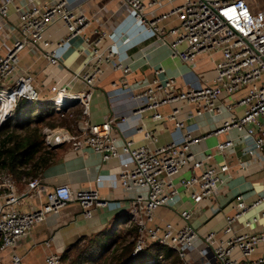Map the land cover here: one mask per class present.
I'll use <instances>...</instances> for the list:
<instances>
[{
	"label": "built area",
	"instance_id": "built-area-1",
	"mask_svg": "<svg viewBox=\"0 0 264 264\" xmlns=\"http://www.w3.org/2000/svg\"><path fill=\"white\" fill-rule=\"evenodd\" d=\"M17 1L19 4L16 6ZM123 1L131 9L134 26L164 40L172 37L169 45L172 57L181 62L192 65L205 53L222 55L216 63L214 76L201 78L204 83L201 87L179 89L177 79L167 76L165 70L159 68L154 71L151 83L133 96L139 104L135 115L151 112L155 121H173L178 130L184 131L181 141L152 150L127 141L121 151L113 128L116 122L126 124L127 118H108L100 124L91 122L94 87L103 76L105 66H111L124 77L133 74L131 67L118 59L121 54L117 46L118 36L102 30H96L94 41H86V64L83 71L73 77L74 81H82L86 89L71 94L67 87H53L50 90L52 97L41 99L33 77L19 70L21 53L28 45H54L46 33L57 22L63 25L66 35L65 42H55L56 49H45L44 55L51 65L60 62L58 51L66 42L85 36L91 20L85 13L72 8L67 0H0V17H9L11 8L15 6L19 24L11 49L5 54L0 53V127L10 119L20 100L33 105L35 102L53 103L58 114L79 105L81 113L71 125L76 127L75 132L46 129L47 146L53 148L72 144L76 152L90 148L104 162L119 159L121 154L127 155L129 162L123 163L119 173L122 187L127 192L147 190L148 196H138L132 201L128 215L118 220L116 229L123 221L125 227L137 226L139 237L135 241L133 256L148 247L164 246L176 250L181 258H185V250L193 248L198 238V232L190 222V210L180 212L185 223L183 227L172 223L155 224L157 210L173 206L180 200L179 188L173 180L184 168L192 167L199 172L181 181V187L190 194L189 199L194 204L214 198L225 185L223 176L230 169L227 164H215L216 154L212 152L198 159L193 148L212 136L236 131L251 142L245 155L260 157L264 168V10L252 11L245 0ZM167 6L170 9L162 12ZM125 35L121 38L126 37L127 42L129 40ZM107 41H112V44L107 45ZM119 84L128 88L125 80ZM119 84L114 83L113 87H119ZM243 90L246 92L241 98L226 102ZM167 106L172 107L171 113L161 114L159 110ZM191 106L196 116L221 115L226 110L230 117L216 131L196 135L194 130L185 128L186 119L181 117L191 116L187 111ZM239 108L242 114L236 115ZM138 132L143 133L145 139L152 137L143 126L138 128ZM54 135L57 136L53 142ZM233 146L231 139L222 141L216 146V151L224 157ZM23 181L27 183L29 192L42 193L39 178L24 177ZM0 190L5 191L0 200V256L26 238L49 215L59 213L71 202L79 204L85 218H92L95 211L112 205L95 189L73 191L63 185L49 193L47 202L42 203L39 209L21 212L17 209L20 196L16 182L10 175L0 177ZM233 203L235 213L225 216L222 237H218L216 232H209L203 240L200 254L211 253L215 264H264V257L253 258L258 246L264 245V229L260 234H251L238 232L236 228L247 214L264 205V197L248 202L244 196L238 195ZM256 222L258 219L254 218L246 227ZM0 264H24V261L22 257L13 255L8 260L0 257ZM46 264H62L61 257L50 255Z\"/></svg>",
	"mask_w": 264,
	"mask_h": 264
},
{
	"label": "crops",
	"instance_id": "crops-1",
	"mask_svg": "<svg viewBox=\"0 0 264 264\" xmlns=\"http://www.w3.org/2000/svg\"><path fill=\"white\" fill-rule=\"evenodd\" d=\"M71 7L85 13L91 20L84 37H77L59 49L60 62L51 65L45 57V49H56L55 42H65L66 30L61 23L53 24L46 33L54 45L48 47L39 45L28 47L21 53L19 70L29 73L34 79V85L41 94V99L52 97L51 88L67 87L69 93L83 92L86 87L82 81H74L76 73L82 72L87 61L86 41L92 42L97 36L96 30H102L118 37L117 46L121 52L118 59L131 67L133 74L124 75L113 70L111 66H105L104 74L94 87L91 105L90 120L100 124L108 118H127L126 124L116 122L113 132L118 136V147L122 151L125 142L133 141L136 146H145L155 149L172 142L181 141L184 131L178 130L173 121H155L151 112H144L141 116L135 115L138 102L133 96L144 90L153 80L154 71L162 68L167 76L177 79V88L187 89L204 85L202 77L212 78L216 63L222 59L218 54H202L197 61L188 65L179 59L172 57L170 42L172 37L166 40L134 26L131 19V9L123 0H67ZM149 1V0H145ZM249 8L258 12L264 10V0H245ZM19 1L16 2V6ZM169 6L162 12L168 11ZM18 14L15 6L11 8L7 18L0 17V53L5 54L11 49L18 34ZM129 41L126 42V36ZM112 41H107V45ZM58 49V48H57ZM125 80L128 88H123L119 83ZM119 87H113V84ZM246 91L235 94L226 102H233L241 98ZM79 105L71 107L74 109ZM81 109V108H80ZM167 115L172 107H164L159 110ZM191 116H181L186 119L185 128L194 130L196 135L209 134L216 131L223 122L230 117L226 110L221 115L196 116L194 107L187 109ZM236 115L242 114L239 108ZM143 126L145 131L152 134L150 139H145L144 134L138 132ZM233 140L234 146L221 156L216 151V146L226 140ZM249 142L242 134L231 131L227 134L212 136L202 141L193 148L198 159H203L205 153L216 154L213 162L217 165L227 164L229 172L223 176L225 185L211 200L200 204H194L189 199V193L181 187V181L199 173L192 167L184 168L179 176L174 178V184L179 188L180 200L173 206L162 207L157 210L155 224L172 223L176 227H183L184 221L180 217L182 210H190L191 225L198 232L194 247L185 250L184 264H215L211 253L200 254L204 247L203 240L209 232H216L222 237L225 227V216L233 215V201L238 195L252 202L264 197V168L260 157L245 155L249 149ZM55 147V146H54ZM54 159L50 165L41 172L38 177L41 180L43 191L40 195L29 192L27 183L16 181V190L20 196L17 207L21 212H32L47 202V196L59 186H69L71 190L95 189L100 196L112 203L110 208L99 209L94 212L92 218L82 215L81 207L77 202H71L59 213L49 215L44 222L38 224L32 232L20 240L13 248L1 254L3 260L10 259L13 255L23 258L24 264H46V258L50 255L60 257L70 251L74 244L82 238L98 236L107 228L115 225L122 216H127L132 201L143 196L147 198V190L127 192L119 180L122 165L129 162L127 155L121 154L119 159L104 162L102 158L90 148L74 151L70 146L61 144L54 149ZM30 178L31 177H27ZM0 190V200L4 194ZM125 215H122L124 214ZM264 205L247 214L236 226L241 233L260 234L264 229ZM122 215V216H121ZM121 216V217H120ZM254 218L258 222L246 227ZM128 225L126 228H130ZM264 257V245L260 244L253 258Z\"/></svg>",
	"mask_w": 264,
	"mask_h": 264
},
{
	"label": "trees",
	"instance_id": "trees-1",
	"mask_svg": "<svg viewBox=\"0 0 264 264\" xmlns=\"http://www.w3.org/2000/svg\"><path fill=\"white\" fill-rule=\"evenodd\" d=\"M32 107L20 100L10 119L0 127V177L10 175L16 181L27 176L38 178L55 156L53 148L46 144L45 128L70 127L81 113L78 106L74 108L75 114L69 111L58 114L53 103L36 113ZM138 237L134 224L113 232L107 228L98 236L79 240L63 254L62 264H150L152 260L154 264H184L176 250L164 246L148 247L133 256Z\"/></svg>",
	"mask_w": 264,
	"mask_h": 264
},
{
	"label": "rangeland",
	"instance_id": "rangeland-1",
	"mask_svg": "<svg viewBox=\"0 0 264 264\" xmlns=\"http://www.w3.org/2000/svg\"><path fill=\"white\" fill-rule=\"evenodd\" d=\"M47 104H52V103H46V104H40L39 102H35L34 103V105L33 104H30V105H33V107H32V109H33V112L34 113H36V112H38L39 111V109L41 108V107H45V106H47ZM71 109V108H70ZM67 109V111H69L70 113H73V114H75V110L74 109ZM81 110V109H80ZM59 123V122H58ZM72 125V124H71ZM46 129H48V130H55V129H49V128H45V131H46ZM57 129H67V130H69L70 132H75V129H76V127H68V126H62V127H60V128H57ZM56 129V130H57ZM56 136L57 135H54L53 137H52V141L54 142L55 141V138H56ZM66 146H70V148H72V144H65ZM27 177H29V176H27ZM26 177V178H27ZM27 179H29V178H27ZM15 180V179H14ZM16 182V181H15ZM122 215H125V213L124 214H122ZM121 215V216H122ZM120 216V217H121ZM119 228H125V225H124V221L123 222H121L120 223V227ZM111 230H112V232L113 231H115L116 230V226L115 225H112V227H111ZM155 253V252H154ZM156 254V253H155ZM152 261H154V260H152ZM150 264H154L153 262H150Z\"/></svg>",
	"mask_w": 264,
	"mask_h": 264
},
{
	"label": "water",
	"instance_id": "water-1",
	"mask_svg": "<svg viewBox=\"0 0 264 264\" xmlns=\"http://www.w3.org/2000/svg\"><path fill=\"white\" fill-rule=\"evenodd\" d=\"M57 148H60V145H56V146L54 147V149H57Z\"/></svg>",
	"mask_w": 264,
	"mask_h": 264
},
{
	"label": "bare ground",
	"instance_id": "bare-ground-1",
	"mask_svg": "<svg viewBox=\"0 0 264 264\" xmlns=\"http://www.w3.org/2000/svg\"><path fill=\"white\" fill-rule=\"evenodd\" d=\"M63 102V101H62ZM43 104V103H42ZM6 111H2V113H5ZM0 122H1V118H0Z\"/></svg>",
	"mask_w": 264,
	"mask_h": 264
}]
</instances>
